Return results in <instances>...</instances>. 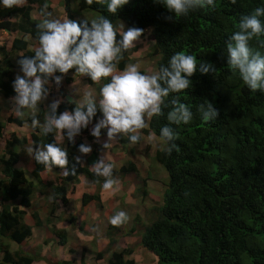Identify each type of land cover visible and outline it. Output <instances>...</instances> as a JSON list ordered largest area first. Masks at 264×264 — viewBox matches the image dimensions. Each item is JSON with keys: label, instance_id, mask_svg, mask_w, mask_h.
Returning a JSON list of instances; mask_svg holds the SVG:
<instances>
[{"label": "trees", "instance_id": "trees-1", "mask_svg": "<svg viewBox=\"0 0 264 264\" xmlns=\"http://www.w3.org/2000/svg\"><path fill=\"white\" fill-rule=\"evenodd\" d=\"M53 1L26 0L22 7L0 8V31L13 38L10 49L0 46L1 97L11 99L15 95L13 81L18 73L23 74L18 60L20 56L34 54L35 49L29 48L27 38L37 44L35 8L40 14L47 3L48 10L53 13ZM55 1L62 4L69 19L77 20L73 14V8L77 7L80 12L107 16L114 25L123 22L127 29H143L140 40L150 30L155 41L152 55L159 58L157 69L176 52L195 55L198 64L212 66L207 74L198 67L191 77L192 86L179 95L180 102L193 112L192 121L177 129L179 151L174 150L171 156L160 150L155 153V161L167 173V189L162 205L154 209L155 217L149 224H143V249L156 256L157 264H264V92H251L231 74L226 52L228 37L238 30L241 16L264 6V0H237L235 4L231 0H216L215 9L198 10L178 19L159 0H130L115 15L109 14L106 6H88L83 0ZM261 41L264 36L250 44L264 53ZM135 52L137 49L133 48L125 54L118 71L126 63L133 62ZM74 72L73 69L68 74L74 75ZM67 75L64 79L70 83L72 80ZM84 79L98 93L107 82L94 84L89 77L84 76ZM61 94L65 101L58 112L73 110L75 105L69 103L71 96L65 91ZM205 100L218 110L215 121L205 122L198 110ZM44 109L42 104L37 113L41 121ZM99 115L91 123H95ZM27 122L30 123V116L23 120L9 116L6 122H0V138L8 125L22 127ZM167 123L166 116L154 118L143 133L155 134L158 138L160 128ZM82 132L87 133L86 129ZM54 142L53 134L45 137L39 130H33L30 138L13 133L6 141L0 157L3 174L0 179V264H34L37 261L31 254L11 250L12 244L23 245L31 240L35 228L47 227L59 245H69L68 232L54 224L55 215L60 204L68 206L70 190L79 184L81 176L98 187L95 195H83V206L94 201L102 203V178L95 177L88 166H81L74 159L79 154V145L85 144L77 137L75 146L66 139L61 144L68 149V169L71 171L74 167L75 175H65L63 169L54 168L52 170L61 175L45 183L42 174L47 170L35 160V169L28 177L17 167L27 146ZM119 142L124 146L129 143L127 140ZM92 156V161H96V152ZM129 174L140 178L134 163L122 167L118 176ZM97 179L101 183H96ZM147 184V179H143L138 190L145 198L149 194ZM38 194L43 195L46 202L50 200L51 212L47 220H42L36 210L30 213ZM28 217L33 225L28 224ZM136 222H140V217ZM68 224L85 232L84 225L77 226L75 217H71ZM122 226H109V242L104 251L98 252V261L136 264L131 258L132 249L116 250ZM135 231L132 228L128 234ZM61 264L74 263L64 261Z\"/></svg>", "mask_w": 264, "mask_h": 264}, {"label": "clouds", "instance_id": "clouds-1", "mask_svg": "<svg viewBox=\"0 0 264 264\" xmlns=\"http://www.w3.org/2000/svg\"><path fill=\"white\" fill-rule=\"evenodd\" d=\"M88 5L106 6L109 14L115 15L130 0H83ZM175 17H187L190 13L215 9L216 0H159ZM237 0H231L235 4ZM25 3V4H24ZM26 5V0H0V8L12 9ZM41 19L36 23L37 44L34 54L20 56V71L13 81L15 95L12 111L23 120L30 116L31 128L39 130L45 137L54 135V143L28 147L26 151L34 156L37 164L45 170L60 168L65 175H75V168L68 169V149L62 147L65 139L75 146L76 137L97 117L90 135L97 142L102 130H106L103 149H109L114 142L127 140L131 145L143 139L142 130L154 118L165 117L167 125L160 128L159 137L149 134L148 139L158 142L160 151L171 156L179 151L176 141L177 129L188 125L193 119L189 106L180 102L179 95L192 86L191 77L199 70L207 74L211 65L197 63V57L184 52H176L166 64L158 69L141 71L139 62L126 63L122 70L118 67L129 50L137 47L143 29L132 27L124 30L123 24L114 25L107 16L101 15L91 20H73L54 17L47 3L40 11ZM119 35L120 39H117ZM264 36V6H258L250 14L241 16L238 30L231 33L227 43V63L233 76L238 77L251 92H264V53L254 49L250 42ZM19 37V36H18ZM264 47V41H261ZM75 70L77 77L87 76L94 84L107 81L97 95L92 90L82 94L79 89L75 97H69L73 110L58 112L62 99H54L44 109L43 120L37 113L48 100L54 82L57 90L64 76ZM59 73V75L57 74ZM165 109L167 112L165 113ZM205 122L215 121L218 110L210 101L198 108ZM173 126H176L175 128ZM81 156L74 159L83 165L82 156L93 151L89 144H80ZM116 165L107 156V151L93 162L90 170L97 178H102L101 190H119L120 181L114 175ZM96 183H101L100 179ZM129 220L125 210L115 212L109 223L121 227Z\"/></svg>", "mask_w": 264, "mask_h": 264}, {"label": "rangeland", "instance_id": "rangeland-1", "mask_svg": "<svg viewBox=\"0 0 264 264\" xmlns=\"http://www.w3.org/2000/svg\"><path fill=\"white\" fill-rule=\"evenodd\" d=\"M25 4V3H24ZM52 9H53V16L58 18H65L66 12L64 8L62 7V4L58 1L52 2ZM35 19L39 21L41 19L40 14L38 12V8L36 7L33 12ZM73 14L77 20L81 19H93L98 17L97 13L91 12H80L77 7L73 8ZM123 24L124 30H127V27L124 25L123 22H117L115 25H121ZM12 36L10 34H5L0 31V46H7L9 49L12 45ZM27 40L31 43V38H27ZM155 44V41L152 37L151 31H147L144 38L139 40L137 42V52L133 55V62H139L141 64V71H145L148 69H157V63L159 58L157 56L152 55V48ZM17 75H23L21 73H18ZM16 75V76H17ZM66 79L63 80L62 84L59 86V89L57 90V87L55 86L54 82L52 84V89L58 92L57 97L60 98L62 96V92L65 91L68 94H73L71 97H75V92L77 89L80 90L81 94L86 90H92L97 95L99 94L93 87H90L87 81L84 79V77H78L76 80L75 85H71L67 82H65ZM65 82V83H64ZM71 83V82H70ZM74 86V87H69ZM88 87V89H85ZM70 90V91H69ZM54 97V96H53ZM53 97H50L49 100L52 102L54 99ZM64 98V97H63ZM49 103V102H47ZM45 104V102H44ZM13 101L12 99H4L0 96V121L6 122L7 118L9 116H12L13 118H18L15 116V114L12 111L13 108ZM29 115H25L24 119H27ZM11 130H16L20 134V137H30L32 130H23L17 125H8L6 129L3 132L2 138H0V157L4 154L5 150V144L6 141L10 138V136L13 134ZM143 133V130H142ZM85 138L87 144L91 145L93 148V151L88 154L87 156H82L83 164L85 166H88V159H91V154L93 152H99V149L101 148V145L98 143H93V140H90V136H77V140L81 139L83 140ZM85 142V141H84ZM120 143V142H119ZM97 144V145H96ZM121 144V143H120ZM114 143L112 144V146ZM122 145V144H121ZM110 147L107 149L108 151L112 152L110 154L107 153V156L116 165V168L114 169L115 177L120 181L119 190L108 192L106 195L107 205L109 209L103 210L100 212L99 206L102 205L97 202H92L91 204H95L97 207L93 208L94 205H91V212L95 213V215L102 214V216L107 215L106 221L109 223V219L117 211L120 210H126L129 209L127 212L130 213L129 217L131 216V222L129 223V220L127 223L124 224V227L122 226V234L119 236V244L117 247V251H121L124 248H130L133 250L134 254L132 255V259L136 261V264H157V258L152 253L148 252L147 250L143 249L142 247V234L144 233V223L149 224L152 219L155 217V214H153L154 209L158 208L163 203V196L167 189V173L163 169V167L158 164L154 159V151L155 149H159L158 142L155 141H148V143H139L137 145H134V148L130 143H127L124 148H127L125 153H123L121 150L119 151L118 147ZM118 146V145H117ZM31 147V145L27 146L26 148ZM99 147V149H98ZM112 149V150H111ZM104 150L103 153H105ZM135 150V152H134ZM130 151L134 152L130 154ZM28 152L25 149V153L23 154V157H26ZM99 155V154H97ZM103 155V154H102ZM78 156H81L79 153ZM133 160V161H130ZM130 163H134L140 173V178L135 174H129L126 176L119 177L118 173L120 172V169L122 167H128ZM23 168H25V172L27 177L31 175V171L29 166L24 163L22 165ZM52 174V173H50ZM3 174L0 169V179L2 178ZM128 176H131L128 179ZM59 176L57 175V178ZM143 179H147V191H148V197L145 198L142 193H140L138 190L142 187V181ZM54 179L53 181H55ZM51 181V180H50ZM52 182V181H51ZM123 183V186L122 184ZM135 184L139 185V188H135ZM96 193L98 192V187ZM79 187V186H78ZM77 185L74 190H70L69 193V204L67 207L63 206L62 204L59 205L58 211L56 213L55 219V226L59 228L58 226H65L64 230L68 232V240L69 245L67 247H63L59 245L58 240L51 234L49 229L47 227H44V232L39 233L37 235L36 229L34 230V237L36 236V241H32L30 244L29 242L24 246H22L25 249H30V254L37 257L38 259L42 260L39 262V264H61L63 260L72 261L74 264H105V261H98L97 260V254L98 252H102L105 250L107 244H108V238H107V232L109 225L106 227L105 225L99 229L98 219L94 218L91 219V217L88 214H85V210L87 206H83L82 199L77 194ZM79 192V191H78ZM102 193V190H100V194ZM113 195V197H112ZM101 198H103L101 194ZM132 200V201H131ZM131 201V205L129 206V202ZM47 204H50V200L47 202L44 199V196L38 195V199H35V208L33 211H38L37 209H42L41 212L43 213L44 210H48V216H50L51 208L46 207ZM119 204L122 206H119ZM115 205V206H114ZM118 205V206H117ZM127 205V206H126ZM46 207V208H45ZM106 207V206H105ZM124 209H123V208ZM106 211V212H105ZM39 212V211H38ZM105 212V214H104ZM82 215H85V220L82 217ZM71 217L77 218V226L84 225L85 232L81 233L78 231V227L71 226L68 224V220ZM137 217H140V222H136ZM49 217H44V220H47ZM30 220L31 218L28 217ZM58 225V226H57ZM52 227V226H51ZM104 228V229H103ZM135 228L136 231L133 234H128L129 231ZM61 229V228H60ZM49 233L51 236H49V240L46 239V236ZM70 234V236H69ZM33 239V238H32ZM31 239V240H32ZM93 240L92 242H90ZM102 240H105L106 246H103V248H94V246H91L93 243L100 244ZM88 242H90L88 247ZM92 243V244H91ZM17 245V244H16ZM12 244L11 250L17 251L19 246ZM91 247V250H89Z\"/></svg>", "mask_w": 264, "mask_h": 264}, {"label": "crops", "instance_id": "crops-1", "mask_svg": "<svg viewBox=\"0 0 264 264\" xmlns=\"http://www.w3.org/2000/svg\"><path fill=\"white\" fill-rule=\"evenodd\" d=\"M33 17H34V19H35V16H34V14H33ZM2 33H5V34H7L6 32H2L1 31V34ZM19 37H21V35H19ZM32 41H31V43H32V46L30 45V42H29V48L30 49H35V47H37V44H36V42L33 40V39H31ZM17 63V62H16ZM67 77H69V78H71V83H69V84H71V85H75L76 84V80H77V78L79 77V76H75V75H73V74H68L67 75ZM80 78V77H79ZM64 80V79H63ZM65 82H66V84H67V81L65 80ZM64 82V83H65ZM69 87H74V86H69ZM85 89H88V87H86ZM70 91V90H69ZM57 95H58V92H56L55 90H53L52 88H51V93H50V96H49V98L50 97H53V99H62L63 100V102L65 101V99L62 97V96H60V98H58L57 97ZM69 95H73V94H69ZM75 96V95H74ZM49 98H48V100H46L45 101V104H43L44 105V107H45V109L47 108V106L51 103L50 102V100H49ZM78 98V97H77ZM5 99V98H4ZM47 102H49V103H47ZM0 122H2V120L0 121ZM149 123L150 122H148V125H149ZM13 125H15V124H13ZM94 125H95V123H90L89 124V127H88V129H86V132L87 133H81V135H79V136H90V140H93V143H98L97 141H96V139L94 138V137H92L91 135H90V130H91V128L92 127H94ZM19 127V126H18ZM21 129H23V130H32V128H31V125H30V123H25L24 124V126H22V127H20ZM146 129H148V128H146ZM14 134H16L18 137H20V134L18 133V132H16V130H11ZM142 135H143V137H144V139L141 141V143H148V141H150L149 139H148V135H145L144 133H142ZM27 138H30V137H27ZM106 140V130H102V137H101V140L99 141V144L101 145V148L99 149V147H98V149H99V152L97 153L96 152V155L97 154H99V155H97L96 156V160L97 159H99L100 158V156L102 155V154H104L103 152H104V150L105 149H103V147H102V144H103V142ZM83 141H85L84 143L85 144H87V142H86V140H85V138H83ZM65 142V141H64ZM62 144H64V143H62ZM97 145V144H96ZM118 145V146H117ZM112 147H118L119 149V151L121 150L123 153H125L126 152V150H128L127 148H124L125 146L124 145H121L119 142H114V145L112 146ZM132 147L134 148V145H132ZM160 149V148H159ZM112 150V149H111ZM156 151H158L157 149H155V151H154V155H155V153H156ZM106 152V151H105ZM134 152H135V150H134ZM134 152H131L130 151V154L131 153H133V155L135 154ZM107 153L108 154H110V153H112V152H110V151H108L107 150ZM93 154V153H92ZM92 154H91V159L89 160L88 159V167L90 168V166L93 164V161H92V159H93V156H92ZM34 156H30L29 154H27V156L26 157H23V158H21V161H20V163L18 164V168H20V169H22V170H24V171H26L25 170V168H23L22 167V165L24 164V163H26L28 166H29V168H30V171L31 172H33V170L35 169V165H34ZM130 161H133V160H130ZM84 165V164H83ZM50 173H52V174H50ZM57 175L58 176H60L61 175V172L60 173H55L53 170H47V171H45L43 174H42V179H43V181L45 182V183H48L50 180L51 181H53L54 179H56L57 178ZM131 176H128V179L130 178ZM1 179H3V176H2V178ZM122 184V186H123V183H121ZM79 186V187H78ZM77 194L79 195V197L82 199L83 198V195L84 194H90V195H95L96 194V191H97V188H96V186H95V184H93L90 180H88L86 177H84V176H81L80 177V182H79V184L77 185ZM135 188H139V185H136L135 184ZM74 190V189H73ZM79 191V192H78ZM102 196H103V198H102V205H100L99 206V208H100V212H102L104 209L105 210H107V209H109V207H108V205H107V200H108V197L106 198V195L108 194V192H104V191H102ZM38 195H41V194H38ZM38 195H37V197H36V199H38ZM43 196V195H42ZM112 197H113V195H112ZM132 201V200H131ZM131 201L129 202V206L131 205ZM35 204V200L33 201V208H35L34 205ZM96 204V203H95ZM95 204H91V205H94L93 206V208H96L97 206V204L95 205ZM91 205H88L87 206V208H86V210H85V214H88L90 217H91V219H94V218H96V219H98V221H96V222H98V224L99 225H101V226H99V229L101 228V227H103L104 225L107 227L108 226V224L110 225V223H108L107 221H106V218H104V217H106L107 215H104V216H102V214H99V215H95V213H92L90 210H91V208H92V206ZM50 207V205H46V207ZM106 206V207H105ZM115 206V205H114ZM118 206V205H117ZM119 206H122V204L120 205L119 204ZM127 206V205H126ZM45 207V208H46ZM123 208V207H122ZM124 209V208H123ZM38 211H39V214H40V217H41V219L42 220H44V217H49L48 216V210H44V212L42 213L41 212V210L42 209H37ZM125 210V209H124ZM129 209L127 208L125 211L127 212ZM106 212V211H105ZM105 212H104V214H105ZM128 213V212H127ZM129 214L130 213H128V216H129ZM113 215V214H112ZM85 217V215H82V217ZM83 217V218H84ZM107 219H109V218H107ZM84 220H85V218H84ZM131 216L129 217V223L131 222ZM28 224H30V225H33V222L31 223V221L29 220V223ZM58 226V225H57ZM59 228H61V229H63L65 226L63 225V226H58ZM43 228L44 227H42V228H35L36 230V233H37V235L39 234V233H42V232H44V230H43ZM64 229H66V228H64ZM104 229V228H103ZM48 235L46 236V239H48L49 240V236H51L49 233H47ZM143 235V234H142ZM69 236H70V234H69ZM32 241H36V236L35 237H33V239L32 240H29V241H27V242H25L23 245L25 246L28 242H29V244L32 242ZM93 240H91L90 242H92ZM90 242H88V247H89V244H90ZM92 244V243H91ZM14 245H16V244H14ZM23 245H18L19 246V248H18V250H21V251H23L24 253H26V254H30L31 252H30V249L28 250V249H25V248H23L22 246ZM31 245V244H30ZM17 246V245H16ZM91 246H94V248H103V246H106V242H105V240H102L101 242H100V244H92ZM17 250V251H18ZM89 250H91V247H90V249ZM14 251V250H13ZM37 258V257H36ZM40 261H42V260H40V259H38L37 258V261L34 263V264H39V262ZM64 261H67V260H63V262ZM68 262H72V261H68ZM136 262V261H135Z\"/></svg>", "mask_w": 264, "mask_h": 264}]
</instances>
